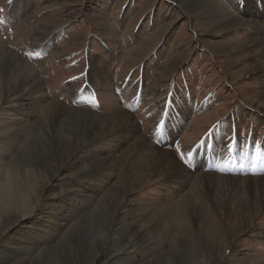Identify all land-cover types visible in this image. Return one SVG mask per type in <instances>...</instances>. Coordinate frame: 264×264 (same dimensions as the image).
<instances>
[{"label": "rangeland", "instance_id": "1", "mask_svg": "<svg viewBox=\"0 0 264 264\" xmlns=\"http://www.w3.org/2000/svg\"><path fill=\"white\" fill-rule=\"evenodd\" d=\"M206 1L0 0V264H264V0Z\"/></svg>", "mask_w": 264, "mask_h": 264}, {"label": "bare ground", "instance_id": "2", "mask_svg": "<svg viewBox=\"0 0 264 264\" xmlns=\"http://www.w3.org/2000/svg\"><path fill=\"white\" fill-rule=\"evenodd\" d=\"M184 1V0H183ZM194 1V0H193ZM209 2V4H210V6H213L214 4H216V3H214L213 4V2L211 1V0H208V1H206V3H208ZM202 3V2H201ZM195 5V4H194ZM204 7H206V5L204 6ZM214 8V7H213ZM204 9H208V8H204ZM216 9H217V5H216ZM224 9V8H223ZM245 9V8H244ZM199 10V9H198ZM225 10V9H224ZM216 11V10H215ZM228 11V10H227ZM212 13H213V11H211ZM221 12V11H220ZM205 13V12H204ZM232 14V13H231ZM205 15V14H204ZM229 15V14H228ZM218 16V15H217ZM242 17V16H241ZM207 18V17H206ZM231 18H233V17H231ZM224 19V18H223ZM226 19V18H225ZM227 20V19H226ZM230 20V19H229ZM217 21V20H216ZM223 21H225V20H223ZM214 22V21H213ZM222 21L221 20H218L217 21V23L219 24V23H221ZM228 23V22H227ZM215 24H216V22H215ZM229 24V23H228ZM232 24H233V22H232ZM226 25V24H225ZM256 25V27H257V30L260 32V34H261V36H260V39L262 40V41H264V20H263V22H258V21H254V26ZM253 26V25H252ZM213 27V26H212ZM219 27V26H218ZM230 27V26H229ZM234 27V26H233ZM238 27V26H237ZM240 28V27H239ZM244 28V27H243ZM231 29V28H230ZM235 29H237V28H235ZM220 30H221V28H220ZM249 41V40H248ZM254 41V40H253ZM241 43V42H240ZM248 43V42H247ZM247 43H244V44H247ZM222 44V43H221ZM249 44V43H248ZM236 45V44H235ZM242 45V44H241ZM263 45V44H262ZM220 46V45H219ZM232 46V45H231ZM255 46V45H254ZM215 47V46H214ZM241 47V46H240ZM242 48V47H241ZM264 48V47H263ZM223 49V48H222ZM237 49V48H236ZM3 50V49H2ZM230 51V50H229ZM2 56L3 57H5V62H6V66L2 69V74H5L6 72H8L9 71V69H12L13 68V66H15V67H18L16 70H18L19 71V74H20V78L21 79H26L27 77L29 78L31 75H32V73H33V68H24L23 70H20L19 69V64L16 62V61H14L13 59H12V57L10 56V54H7V53H3L2 54ZM16 56V55H15ZM21 62V61H20ZM25 65V64H24ZM28 65V64H27ZM26 66V65H25ZM169 67V66H168ZM171 68V67H170ZM253 68H255V67H253ZM252 69V68H251ZM13 72V71H12ZM10 75V74H9ZM264 77V76H263ZM4 88V87H3ZM8 88V87H7ZM5 89V88H4ZM3 89V90H4ZM8 91V90H7ZM264 98V97H263ZM55 105H54V116H55V118L53 119V122H54V124L52 123L51 124V128H52V131L54 130V128L53 127H55V122L58 120L57 119V117H59V114L61 113V109H60V103H54ZM74 111H76V112H78L79 114V119H78V122H77V125L80 127V129L81 130H83L82 132H84V134L86 135V137H88L89 135H91L92 133H94L95 132V130H94V126H95V124L96 123H98V122H103L104 123V125H103V127L105 126V127H107L108 125H110V124H112L113 122H112V120L115 122V124L117 125L118 124V126L120 127H123V126H128L129 124H128V122H129V119H128V115L125 113V112H120V113H118V114H116V115H114L113 116V118H107V117H104V116H100V115H98V114H96V113H91V112H86V111H83V110H74ZM73 111V112H74ZM112 122V123H111ZM133 123V122H132ZM131 123V124H132ZM133 125V124H132ZM112 127V126H111ZM133 127V126H132ZM74 127H72L71 129H73ZM60 130H62V128H59ZM101 129V128H100ZM74 130V129H73ZM73 130H69V132H68V135H69V137L67 138V140H68V143L67 144H65L64 146H65V150H68V149H71V150H73V152H71L72 153V155H73V153L76 151V150H78L77 149V147H74V145H73V137H72V135H73V133H71V132H73ZM115 130V129H114ZM100 132V131H99ZM71 133V134H70ZM104 133V132H103ZM51 134V133H50ZM51 136V135H50ZM139 140L137 141V139H136V148L138 147V146H140V144H142V143H144V141H143V139L142 138H138ZM87 140V139H86ZM59 141H61V139L59 138ZM88 142V141H87ZM83 144V143H82ZM36 146H38L37 144H35V147ZM77 146H79V145H77ZM54 148V147H53ZM56 148V147H55ZM80 148V147H79ZM62 150V149H61ZM49 150L47 149V152H48ZM56 153V152H55ZM165 153V152H164ZM165 155H167L168 157H169V154L168 153H165V154H162V153H156L155 155H154V157L152 158L153 160H152V162H153V164H154V167H153V164H152V167H149L152 171H153V173L154 172H157L158 173V167L160 166V165H162L163 166V171H165V169H166V160H164V159H166L167 157H164ZM55 156V155H54ZM58 157V156H57ZM168 159V158H167ZM52 160V159H51ZM49 161V160H48ZM168 161H173V160H168ZM51 163V162H50ZM173 163V162H172ZM61 164V163H60ZM151 164V163H150ZM100 166V165H99ZM147 165H145V167H146ZM87 167V166H86ZM171 167V166H170ZM60 168V167H59ZM95 168H96V166H95ZM148 168V167H147ZM146 168V169H147ZM149 168H148V170H149ZM178 168V167H177ZM182 168V167H181ZM162 169V168H161ZM160 169V170H161ZM174 169V168H173ZM172 169V170H173ZM57 170H59V169H57ZM93 170V169H92ZM91 170V171H92ZM147 170V173L146 174H148L147 176L148 177H150V175L151 174H153L152 173V171L150 170V171H148ZM186 170V169H185ZM99 171V170H98ZM167 171V170H166ZM171 171V170H170ZM160 172V171H159ZM169 173V172H168ZM184 173V172H183ZM92 174V173H91ZM182 177V176H181ZM148 180V179H147ZM146 181V180H145ZM145 183V182H144ZM257 183V182H256ZM258 186L261 188V190H262V193H263V197H264V177H262L261 179H259V182H258ZM209 187V186H208ZM61 193V192H60ZM226 202V201H225ZM227 203V202H226ZM240 204V203H239ZM243 204V203H242ZM263 204V203H262ZM241 206V205H240ZM233 208V207H232ZM239 208V207H238ZM235 213V212H234ZM198 215V214H197ZM230 215V214H229ZM24 216V215H23ZM23 216H22V218L21 219H23ZM198 217H200L199 215H198ZM113 218V217H112ZM116 219V218H115ZM245 220V219H244ZM111 221V220H110ZM19 222V221H18ZM116 224V223H115ZM116 226V225H115ZM0 233H1V231H0ZM83 237V236H82ZM238 238V237H237ZM236 243V242H235ZM86 244V243H85ZM96 244V243H95ZM228 244H230V242L228 243ZM96 247V246H95ZM98 247V246H97ZM236 247V246H235ZM227 248V247H226ZM102 249H103V247H102ZM232 249V248H231ZM236 249H237V247H236ZM46 252V251H45ZM77 253V252H76ZM176 256V255H175ZM178 256V255H177ZM118 257V256H117ZM116 258V257H115ZM96 259V258H95ZM180 261V260H179ZM23 262V261H22ZM79 263V262H78ZM160 264V263H159Z\"/></svg>", "mask_w": 264, "mask_h": 264}, {"label": "snow or ice", "instance_id": "3", "mask_svg": "<svg viewBox=\"0 0 264 264\" xmlns=\"http://www.w3.org/2000/svg\"><path fill=\"white\" fill-rule=\"evenodd\" d=\"M258 155H264V154H258Z\"/></svg>", "mask_w": 264, "mask_h": 264}]
</instances>
